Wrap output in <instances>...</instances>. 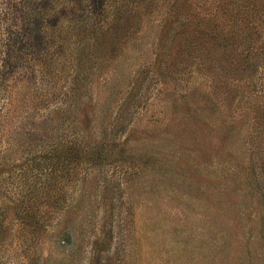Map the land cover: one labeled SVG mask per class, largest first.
I'll return each instance as SVG.
<instances>
[{
	"label": "rangeland",
	"instance_id": "1",
	"mask_svg": "<svg viewBox=\"0 0 264 264\" xmlns=\"http://www.w3.org/2000/svg\"><path fill=\"white\" fill-rule=\"evenodd\" d=\"M144 51L131 47L127 54L153 55ZM148 65L141 61L119 72L113 79L116 93L97 88L105 75L94 78L90 93L80 98L81 109L79 99L62 94L69 87L63 76L55 86V106L37 105L43 99L37 90L27 96L34 108L25 99L21 117L11 115L13 123L35 133L58 127L97 156L58 187L67 195L65 211L55 213L52 223L57 220L55 235L70 231L69 245L54 247L50 236L34 259L41 264H264V151L258 155L261 136L253 120L247 129L243 102L234 99L235 91L232 98L230 93L212 97L199 79L190 86L166 80ZM47 115L50 121H44ZM262 138L264 145V132ZM19 141L11 150L4 145L10 159L1 167L0 192L14 175L15 164L13 170L7 166L12 160L31 165L25 157L32 146ZM11 225L10 234L0 238V264H23L24 246L16 243L20 230Z\"/></svg>",
	"mask_w": 264,
	"mask_h": 264
},
{
	"label": "trees",
	"instance_id": "2",
	"mask_svg": "<svg viewBox=\"0 0 264 264\" xmlns=\"http://www.w3.org/2000/svg\"><path fill=\"white\" fill-rule=\"evenodd\" d=\"M131 47L148 48L153 57L128 56ZM141 61L166 80L188 86L201 80L214 98H232L235 91L247 129L253 120L261 136L258 155L264 151V0H0V171L15 141L32 146L25 157L31 165L24 168L23 158L7 165L13 170L15 164L0 192V238L10 234L11 223L18 227L23 264H41L34 257L52 238L54 247L69 245L70 231L55 235L57 220L52 223L65 211L67 195L58 187L97 156L58 127L35 133L11 115L20 118L37 90L43 92L37 105L55 106L63 76L69 87L62 94L79 99L81 109L94 78L105 75L97 88L116 93L114 77Z\"/></svg>",
	"mask_w": 264,
	"mask_h": 264
}]
</instances>
